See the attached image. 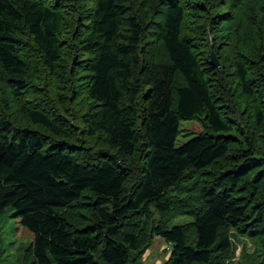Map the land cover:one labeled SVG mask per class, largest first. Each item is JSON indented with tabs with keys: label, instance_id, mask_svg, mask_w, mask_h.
Listing matches in <instances>:
<instances>
[{
	"label": "trees",
	"instance_id": "obj_1",
	"mask_svg": "<svg viewBox=\"0 0 264 264\" xmlns=\"http://www.w3.org/2000/svg\"><path fill=\"white\" fill-rule=\"evenodd\" d=\"M8 207L20 264H264V0H0Z\"/></svg>",
	"mask_w": 264,
	"mask_h": 264
},
{
	"label": "rangeland",
	"instance_id": "obj_2",
	"mask_svg": "<svg viewBox=\"0 0 264 264\" xmlns=\"http://www.w3.org/2000/svg\"><path fill=\"white\" fill-rule=\"evenodd\" d=\"M204 126L199 120H182L180 133L175 141L176 146H181L188 140L198 136L204 131ZM16 211L8 207L0 213V264H20L27 248L34 239V233L25 226L21 218L15 215ZM189 216H180L173 220L170 227L192 221ZM245 238H243L244 240ZM251 246V242L248 244ZM264 252V247H261ZM241 252L238 246L237 256ZM171 245L160 237H155L154 242L145 251L142 264H162L170 256Z\"/></svg>",
	"mask_w": 264,
	"mask_h": 264
},
{
	"label": "water",
	"instance_id": "obj_3",
	"mask_svg": "<svg viewBox=\"0 0 264 264\" xmlns=\"http://www.w3.org/2000/svg\"><path fill=\"white\" fill-rule=\"evenodd\" d=\"M211 57H212L213 64L216 65L217 67H220L221 63H220L219 59L216 57L214 52H212Z\"/></svg>",
	"mask_w": 264,
	"mask_h": 264
}]
</instances>
